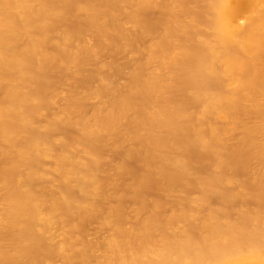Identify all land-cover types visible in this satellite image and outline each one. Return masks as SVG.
<instances>
[{
    "label": "bare ground",
    "instance_id": "1",
    "mask_svg": "<svg viewBox=\"0 0 264 264\" xmlns=\"http://www.w3.org/2000/svg\"><path fill=\"white\" fill-rule=\"evenodd\" d=\"M0 264H264V0H0Z\"/></svg>",
    "mask_w": 264,
    "mask_h": 264
},
{
    "label": "rangeland",
    "instance_id": "2",
    "mask_svg": "<svg viewBox=\"0 0 264 264\" xmlns=\"http://www.w3.org/2000/svg\"><path fill=\"white\" fill-rule=\"evenodd\" d=\"M110 155H111V153H110ZM111 156L113 157L114 155H111ZM95 226H96V224L94 226H93V224H91L89 226V228L87 229V233L90 235L91 238H95V239H98L99 238L100 239V238H103V237H105V236L108 235V232H109L108 229L99 228L98 226H96V227ZM93 233H94V235H93Z\"/></svg>",
    "mask_w": 264,
    "mask_h": 264
}]
</instances>
